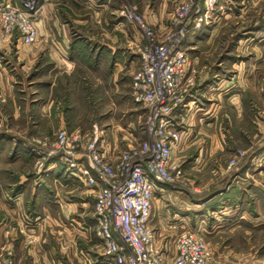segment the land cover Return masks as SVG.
Returning a JSON list of instances; mask_svg holds the SVG:
<instances>
[{
  "label": "crops",
  "instance_id": "crops-1",
  "mask_svg": "<svg viewBox=\"0 0 264 264\" xmlns=\"http://www.w3.org/2000/svg\"><path fill=\"white\" fill-rule=\"evenodd\" d=\"M161 2L160 8L156 7L157 10H155V7H152L146 10V14L155 28L163 29L171 14L166 11V5L170 0ZM84 3L89 4L88 6L96 11L106 9L113 13V10H117L121 5L122 0H87ZM54 5L46 0L39 8L36 19L41 36L35 43L18 50L16 46L18 37L15 35L0 45L1 54L11 52L17 59L26 58L23 68L33 66L40 52H43L44 60H46L45 71L48 72L44 74V80L28 79L26 89L30 91L27 90L26 98L19 97L14 89L17 84L12 81L7 70L8 59L4 60L0 54V80L9 98L8 104L4 107L5 111L10 113L7 116L4 115V109L0 106V119L5 118L7 122L10 119L11 122L0 131V188L2 189L0 191V245L8 238L10 231L13 235L12 245L15 248L14 264H63V260L54 257L55 249L50 250L51 247L53 248L51 244L47 245L49 250L42 255L35 253V249L40 252V243L32 250L29 249L27 253L24 252L26 241L23 233L32 234L41 226L49 232L55 231L56 228L59 232H68L71 230L67 224L68 220H71L73 222L69 223L70 228H77L80 236L88 243L99 239L95 232L94 193L91 188L77 178L67 176L63 168L57 164L51 163L49 165L51 172L41 176L30 175L24 170L16 171V168L23 167V164L33 160L34 155L30 149L33 136L41 132L50 134L60 126L73 124L76 85L81 86L85 83L96 89L104 81L113 84L120 74L125 71L132 73L140 65L136 46L143 41V36L136 25L122 17H117L115 18L117 21L110 20L112 31L101 33L106 42L95 41L94 37L88 33H81L84 39L75 38L72 32L66 30L64 24L62 25L64 29L60 30L55 27L56 22L51 23ZM231 9L232 7L227 6L226 10L217 12L218 20L215 23L203 26L200 31L186 38L184 46L192 57L194 65L198 59L200 45L204 42L208 44L212 42L217 35L221 20L230 15L228 11ZM86 46L90 48L89 53L82 60L79 51L86 50ZM253 52L256 59L247 60L248 63L242 60L240 64L236 62L233 69L229 70L234 74L228 75L227 72L218 80L217 76L213 79L205 76L192 88L187 98L190 108L185 111L182 123L183 137L177 153L188 149L198 132L217 123L226 101L235 104L240 117L241 104L247 89L251 85L255 89L264 88L262 87L264 74L259 73L263 70L259 64L264 62V59L259 62L260 49ZM219 65L221 66L222 63ZM68 90L71 95L64 109L60 107L58 99ZM42 94H45V97H42ZM263 95L256 100V103L260 100L264 102ZM258 119L257 115L252 116L248 123L257 129ZM101 123L102 125L99 126L107 129L108 141L112 145L113 152L118 153L124 149L126 146L124 139L127 138V134L115 133L108 122ZM142 125L137 128L138 133L141 129V138L145 137ZM241 132L244 134L243 131ZM228 146L225 131L220 130L213 136L212 142L205 151L201 150L196 163L202 166L209 150H224L230 148ZM263 151L264 148L260 150V152ZM75 190L77 193L73 194ZM229 190L230 188H227L221 193L227 194ZM200 206L201 204L192 200L189 194L176 190L171 184L157 182L151 222L155 230L156 244L173 255L176 237L181 232L190 229L213 233L216 229L210 223L203 225L204 221L202 222L201 217L204 215L201 213ZM95 243H92V248ZM92 248L78 252L75 250V257L69 258L70 262L72 264H107L101 257V250L95 251ZM26 254L27 257H25Z\"/></svg>",
  "mask_w": 264,
  "mask_h": 264
},
{
  "label": "rangeland",
  "instance_id": "rangeland-1",
  "mask_svg": "<svg viewBox=\"0 0 264 264\" xmlns=\"http://www.w3.org/2000/svg\"><path fill=\"white\" fill-rule=\"evenodd\" d=\"M85 1L87 0H47V2L55 4L51 13V23L52 21L56 22L55 27L60 30L64 29H62L64 24L66 30L72 32L75 38L82 39L81 33H88L94 37L95 41L106 42L101 33L112 31L110 20L117 21L115 19L118 17L116 9L113 10V13L106 9L96 11L90 8L89 4L84 3ZM122 1L129 5H136L138 12L146 19L148 18L146 10L152 7L157 10L162 4V0ZM182 1L184 0H170L166 5V11L172 13ZM227 6L232 7L228 11L230 15L221 20L216 37L211 43L204 42L199 47L198 59L194 65L195 85L205 76H208V79L217 76L218 80V78L224 77L227 72L228 75L234 74L229 70L233 69L236 62L238 64L242 60L244 63H248V61L256 59L254 50L259 51L260 49L259 62L264 59V0H220L217 12L226 10ZM170 17L171 14L167 18L166 27L170 24ZM165 26L162 30L166 28ZM88 38L86 39L88 40ZM89 49L86 46L87 51L84 49L79 51L82 60L89 53ZM1 57L4 60L8 59L7 70L12 81L17 84L14 87L17 96L27 97L26 83L28 79L44 80V74L47 71H45L46 60H44L43 52H40L38 59L30 68H23L22 65H25L26 58L17 59L14 53H2ZM251 57L253 58L251 59ZM220 63H222L221 66ZM259 66L263 69L259 73L264 74V62L262 61ZM132 73L125 71L117 77L113 84L104 81L96 89L85 83H82L81 86L80 84L76 85L74 90L76 109L73 124L60 126L50 134L41 132L33 136L31 145L38 138L53 137L60 129H65L68 132L75 130L88 132L95 124L102 125L101 122L104 123V121L108 122L113 132L126 133L127 137L140 140L141 129L138 133L137 128L144 123L145 110L131 95ZM251 86L244 95L240 117L235 104L226 101L228 104L224 103L217 123L198 132L193 137L189 148L177 153V159L184 167V175L179 182L171 185L176 190L189 194L192 200L200 203L201 213L204 215L201 217L202 222L204 221L203 225L210 223L216 229L213 233H204L212 253V259L208 264H264V151L260 152L264 148V102L260 100L259 103H256V100H259L264 94V88L255 89L254 86ZM0 91L6 98L5 102L0 101V106L4 109V115L7 116L10 113L5 111L4 106L8 104L9 98L2 87L1 80ZM70 95L71 92L68 90L63 92L58 99L61 108L65 109L66 101ZM42 97H45V94H42ZM22 107L21 103L20 108L22 109ZM256 115L259 118L257 129L248 123L249 118ZM6 120L5 118L0 119V131L11 123L10 119V123ZM220 130L225 131V139L230 148L209 150L203 165L196 163V158L201 150L205 151L212 142L213 136ZM238 151L241 154L235 157V153ZM233 158L236 162L232 165L230 161ZM53 161L54 159H50L47 164H51ZM57 165L63 168L62 164L57 163ZM18 168L16 171L23 172L24 170L30 175H42L37 170L35 156L30 163L27 162V164H23V167ZM227 188H230L227 194L221 193ZM72 193L75 194L77 191ZM71 222L73 221L68 220L67 225L71 230L68 232H59L58 228L49 232L48 229L45 230L41 226L32 234L23 233V238L26 241L24 252L27 253L29 249L32 250L35 245L40 243V252L35 249V253L42 255L43 252L49 250L47 245L51 244L53 248L51 247L50 250L55 249L54 257L63 260V264H72L69 258L75 257V250L78 252L92 248V243L95 241L92 249L95 251L102 249L100 239H94L88 243L80 236L77 228H70L69 223ZM12 236L9 231L8 238L0 245V264L10 260L14 264L15 248L12 245ZM25 261L27 262V259Z\"/></svg>",
  "mask_w": 264,
  "mask_h": 264
},
{
  "label": "built area",
  "instance_id": "built-area-1",
  "mask_svg": "<svg viewBox=\"0 0 264 264\" xmlns=\"http://www.w3.org/2000/svg\"><path fill=\"white\" fill-rule=\"evenodd\" d=\"M45 1L0 0V45L15 35L18 50L35 43L41 36L36 16ZM219 2L182 1L164 30L155 28L136 5L122 1L117 8V16L136 25L143 36L136 46L140 65L131 78L132 97L145 110L143 139L127 137L125 148L114 153L107 129L95 124L88 132L60 129L31 145L42 175L51 172L47 162L54 159L67 176L93 190L95 232L107 264H208L212 259L204 232H181L170 255L156 244L151 222L156 183L175 184L184 175L177 150L190 108L187 98L195 86L194 62L184 43L218 20ZM0 101H6L2 91ZM235 162L233 158L230 164Z\"/></svg>",
  "mask_w": 264,
  "mask_h": 264
}]
</instances>
